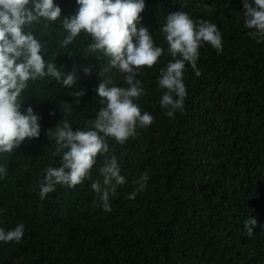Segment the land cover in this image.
<instances>
[{"label":"trees","instance_id":"trees-1","mask_svg":"<svg viewBox=\"0 0 264 264\" xmlns=\"http://www.w3.org/2000/svg\"><path fill=\"white\" fill-rule=\"evenodd\" d=\"M60 8L57 21L40 18L24 31L38 41L59 32L43 59L66 71L71 56L87 52V46L82 36L62 46L63 20L73 11V0H64ZM176 8L194 21L216 24L223 42L220 54L202 43L199 77L186 62L183 111L173 119L159 104L164 90L158 79L167 63L162 66L161 59L141 68L136 79L144 94L134 102L154 122L96 160L91 180L71 191L63 249L41 236L25 235L19 243L0 244V264H264V42L247 35L251 30L244 26L242 0H145L140 15L158 36L157 23H166ZM154 44L163 48V32ZM103 79H111L110 86L128 87L117 69L105 68L92 89ZM81 89L51 77L30 82L25 93L34 98L48 92L39 103L46 121L67 120L73 130H87L98 96L85 93L77 105L70 93ZM61 97L72 106L70 113L61 111ZM21 149L42 167L60 166L43 141H29ZM112 156L127 182L117 187L109 201L112 210L105 212L91 183L103 184L99 169ZM143 174L149 177L146 188L128 199ZM252 216L257 226L248 237L244 221Z\"/></svg>","mask_w":264,"mask_h":264},{"label":"clouds","instance_id":"clouds-1","mask_svg":"<svg viewBox=\"0 0 264 264\" xmlns=\"http://www.w3.org/2000/svg\"><path fill=\"white\" fill-rule=\"evenodd\" d=\"M0 0V244L19 243L25 235L41 236L57 250L66 240L64 225L71 191L86 179L91 180V169L101 156L136 138L138 128H147L154 117L141 113L134 102L144 94L140 80L141 68L159 63V86L164 90L159 101L165 115L175 118L183 111L188 95L183 82L186 62L197 69L199 48L210 44L218 54L223 52L221 33L216 24L194 21L183 11L172 9L166 23H157L158 36L144 23L141 13L145 0H73V11L63 20V47L82 36L87 52L71 56L66 71L53 63L45 64V48L51 47L59 32L38 41L26 27L43 18L57 21L64 0ZM244 26L257 43L264 42V0H242ZM165 34L166 44L155 46L159 34ZM90 37V38H89ZM71 55V53H69ZM19 61V62H18ZM117 69L128 84L127 88L110 86L111 79L92 84L105 69ZM55 78L62 86H80L71 92L75 104L85 93L96 91V107L87 130H73L67 120L46 121L39 108L48 92L31 98L25 93L30 82ZM95 85V86H96ZM61 111L70 113L72 106L64 103ZM55 115V112H50ZM43 141L60 158L59 167L41 166L29 158L21 146L29 141ZM99 180L91 188L100 194L102 209L111 212L110 197L118 186L127 181L115 156L105 159L99 169ZM149 177L143 174L134 183L128 199L147 186ZM10 218L7 222L6 219ZM257 220L254 216L244 221L248 237H252ZM249 263L248 261H246ZM250 264V263H249Z\"/></svg>","mask_w":264,"mask_h":264}]
</instances>
